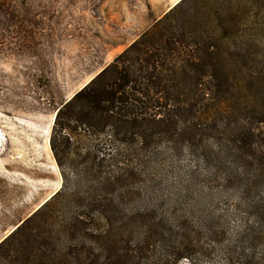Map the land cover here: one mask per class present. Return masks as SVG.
<instances>
[{
  "label": "rangeland",
  "instance_id": "obj_1",
  "mask_svg": "<svg viewBox=\"0 0 264 264\" xmlns=\"http://www.w3.org/2000/svg\"><path fill=\"white\" fill-rule=\"evenodd\" d=\"M177 1L0 0V241L64 182L66 192L75 189L78 197L84 196L88 186L71 167L75 149L59 133L53 145L50 142L55 112ZM191 3L188 0L182 9ZM223 9L226 32L219 39L237 50L234 58L242 64L240 70L228 73L231 86L224 104L235 112L233 119L249 122L254 119L251 103L264 101L260 99L264 96V0H224ZM256 73L261 81L255 79ZM251 125L255 129L257 124ZM78 138L76 142H82ZM207 145L215 151L213 141L208 139ZM101 150L108 152L106 145ZM171 159L164 165L195 168L200 177L205 172L185 147ZM239 164L241 171L251 168L243 160ZM161 175L160 186L165 188L172 174ZM217 184L202 180L176 205L166 192L157 211V216L165 213L164 220L154 222L157 234L140 247L132 264H221L223 245L237 233H258L257 220L264 209L256 201L264 199V182L241 196L239 182ZM139 186L143 196L138 203L150 205L148 182ZM66 209L60 198L53 200L35 220L37 226L27 227L33 250L4 252L5 244L0 248V264H110V249L105 250L97 238L83 228L68 231ZM173 212L183 231L176 228ZM184 247L192 255L176 260V251ZM263 251L261 237L251 252L258 256Z\"/></svg>",
  "mask_w": 264,
  "mask_h": 264
},
{
  "label": "trees",
  "instance_id": "obj_2",
  "mask_svg": "<svg viewBox=\"0 0 264 264\" xmlns=\"http://www.w3.org/2000/svg\"><path fill=\"white\" fill-rule=\"evenodd\" d=\"M187 1L173 4L57 108L50 142L53 145L59 133L75 149L71 167L88 188L80 198L75 189L66 192L64 182L0 241V248L8 246L4 252H31L29 224L37 226L39 214L60 198L67 208L68 231L83 228L97 238L105 250L110 249V264H132L140 247L157 234L154 222L164 220L165 213L157 216V211L166 192L176 205L202 180L221 187L222 182L237 181L243 186L240 196L264 182V130H257L264 126V101L251 103L253 122L236 121L235 112L224 104L231 86L228 73L242 67L234 58L237 50L219 39L226 32L224 0H192L182 9ZM251 124H257L255 129ZM77 137L82 142H76ZM208 139L215 151L208 148ZM102 145L108 152L101 150ZM183 147L205 166L202 177L195 168L164 165ZM54 157L58 158L56 151ZM242 160L251 166L249 171H241ZM163 171L172 174L165 188L160 186ZM145 182L151 201L146 206L138 203L143 196L139 183ZM256 203L264 209V199ZM172 214L176 228L183 231L177 212ZM257 225L258 233H237L223 245L221 264H264V251L258 256L251 252L264 238V214ZM191 255L184 247L176 251L175 259Z\"/></svg>",
  "mask_w": 264,
  "mask_h": 264
},
{
  "label": "bare ground",
  "instance_id": "obj_3",
  "mask_svg": "<svg viewBox=\"0 0 264 264\" xmlns=\"http://www.w3.org/2000/svg\"><path fill=\"white\" fill-rule=\"evenodd\" d=\"M175 2H173L172 4H174Z\"/></svg>",
  "mask_w": 264,
  "mask_h": 264
}]
</instances>
